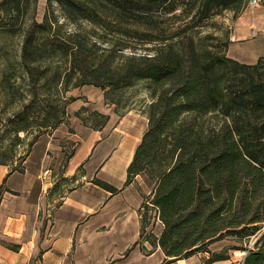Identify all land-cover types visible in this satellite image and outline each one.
I'll use <instances>...</instances> for the list:
<instances>
[{"label":"trees","instance_id":"trees-1","mask_svg":"<svg viewBox=\"0 0 264 264\" xmlns=\"http://www.w3.org/2000/svg\"><path fill=\"white\" fill-rule=\"evenodd\" d=\"M38 1L0 0V133L23 140L31 128L52 131L68 123L67 107L77 98L66 99V92L84 85L100 87L123 115L117 96L146 82L149 123L127 179L145 173L154 183L140 210L142 238L163 249V264L201 252L210 253L205 264L227 259L229 248L210 249L227 238L246 252L242 264H264V234L257 238L264 224V58L240 62L228 55V32L204 33L214 16L229 10L236 19L250 0H48L42 21ZM55 3L77 28L91 25L98 50L99 41L113 43L106 39L110 32L132 53L118 64L99 61L96 51L86 55L84 41L61 37ZM170 14L190 19L168 25ZM15 37L18 47L9 42ZM54 58L69 62L66 79L52 66ZM36 108L41 113L35 115ZM76 115L94 129L110 118L86 106ZM96 117L101 122L92 123ZM2 154L0 163L12 165Z\"/></svg>","mask_w":264,"mask_h":264},{"label":"crops","instance_id":"crops-1","mask_svg":"<svg viewBox=\"0 0 264 264\" xmlns=\"http://www.w3.org/2000/svg\"><path fill=\"white\" fill-rule=\"evenodd\" d=\"M230 28L231 58L249 64L264 58V3L250 4ZM70 96L77 99L68 106V123L42 136L21 170L0 163V264H163V249L142 238L140 210L154 183L145 173L127 183L149 119L135 125L131 110L119 115L94 85ZM83 106L109 115L106 125H86L76 115ZM75 175L78 184L51 193L61 178ZM162 230L157 221L153 231L159 236ZM235 245L228 238L211 244L213 252L229 248L230 257L210 264H242ZM209 257L201 252L167 264H205Z\"/></svg>","mask_w":264,"mask_h":264},{"label":"rangeland","instance_id":"rangeland-1","mask_svg":"<svg viewBox=\"0 0 264 264\" xmlns=\"http://www.w3.org/2000/svg\"><path fill=\"white\" fill-rule=\"evenodd\" d=\"M248 6H250V3ZM47 7H48V0L38 1L36 16L39 21H42L44 19V16L47 12ZM51 10H54V13L57 19L59 20V23L63 25L60 28L61 37L72 40L73 42L78 41V40L84 41L86 45L88 46V48L86 49V53H85L86 55H89L91 54V52L96 51V53H92V55L99 57V61H101L102 59L107 60L109 58L111 62H113L114 64H118L119 61L122 59L123 53L125 54L132 53V50L130 48H124L122 51L121 46H119V44L117 43V41H119L120 39V36H117V35L114 36L115 34L110 33V32L106 39H112L111 41L113 43H108L107 41H99L98 45H100L101 48L98 50L97 46L93 44L94 41H98L96 39L97 37L94 36L95 37L94 38L92 36L91 25L88 22H84L83 28L79 29L77 28L76 24L72 23L66 17V15L63 13L62 8L57 3L54 4L53 9ZM180 10H181V6L177 10V12H180ZM32 14H33V10L32 12L30 11L29 17H31ZM165 19L168 25H173V23H176V25H180V24L184 25L190 18L188 17L185 18L184 16L175 17L173 14H170L168 17H165ZM184 19H186V21ZM234 20H235L234 12L229 11V10L225 11L220 15L214 16L209 21L208 25L204 29V33L212 32L215 35L222 36V35H225L226 32H228L229 41H230V35H231L230 27L233 25ZM73 33H76V34L72 35ZM70 35H72V37H70ZM9 40H10L9 42H13L16 47L19 46V43H20L19 37H15ZM113 44H115V47L113 46ZM111 48H113L112 51H110ZM66 61H67L66 58H59V59L54 58L52 61V66L58 69V71L61 73L63 80L66 79L64 76L65 71H66L65 69L69 67V62L68 61L66 62ZM75 79L76 78H73V82L75 81ZM80 87L82 88L83 86H80ZM80 87H76V88H80ZM76 88L70 89L66 92V99L67 97H71L70 92ZM117 98L120 99V102H119L121 104L119 107L120 112L126 113L131 110L132 111L131 114H133L131 115V117L134 118L135 125L144 126L146 124L147 119H148L146 110L148 108L149 103H151L152 101V97L150 95V89L149 87H147L146 82H139L135 86L126 89L124 94L121 95V97L117 96ZM28 99H30L29 96L27 98V101ZM2 106H5V104L3 103ZM67 110H68V107H67ZM34 112H35V115L38 113H41V108H36ZM88 115L89 114H86V117H89ZM91 122L97 124L101 122V119L99 117H96V118H93ZM50 130L51 128L39 132L37 128H31L28 133L27 132L21 133L23 140H16L14 137H11V135H4V133H0V157H2L1 153H3L2 155L4 159H7L9 162L12 163V165L20 167L21 165H23L24 159L27 158L26 154H27L28 149L30 148L31 141L37 136V134L39 135V139L44 135L51 134L53 130L52 131ZM67 155H69V152ZM76 184H78L76 175L74 177H69V178L63 177L54 185L51 193L55 192V195L56 194L61 195L68 188ZM151 215H152V221H153L154 217L156 216V212L154 209L151 211ZM263 234H264V224L261 227V229L257 232V238L261 237ZM233 253L237 256L238 259H242V257L245 255V252L240 249H236L235 251H233Z\"/></svg>","mask_w":264,"mask_h":264},{"label":"built area","instance_id":"built-area-1","mask_svg":"<svg viewBox=\"0 0 264 264\" xmlns=\"http://www.w3.org/2000/svg\"><path fill=\"white\" fill-rule=\"evenodd\" d=\"M261 3H264V0H250V4L253 6L259 5ZM245 255H246V252H245ZM245 255H244V257H245Z\"/></svg>","mask_w":264,"mask_h":264}]
</instances>
